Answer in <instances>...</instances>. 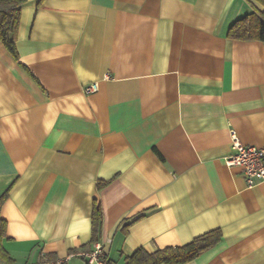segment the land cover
<instances>
[{"label":"crops","instance_id":"1","mask_svg":"<svg viewBox=\"0 0 264 264\" xmlns=\"http://www.w3.org/2000/svg\"><path fill=\"white\" fill-rule=\"evenodd\" d=\"M254 8L264 6L22 4L19 59L0 40V196L8 191L1 216L11 264L92 247L95 203L111 264L214 228L221 240L183 264H264V181L248 187L242 168L225 162L232 129L264 146V41L227 34ZM95 81L99 90L86 93Z\"/></svg>","mask_w":264,"mask_h":264},{"label":"trees","instance_id":"2","mask_svg":"<svg viewBox=\"0 0 264 264\" xmlns=\"http://www.w3.org/2000/svg\"><path fill=\"white\" fill-rule=\"evenodd\" d=\"M27 0H0V40L10 53L19 59L17 48L18 32L22 16V4ZM264 6V0H257ZM233 39L264 41V9L254 8L250 13L234 21L227 32ZM32 75H34L32 73ZM105 182H99L102 186ZM8 191L0 196V261L11 264L13 258L4 245L7 236V220L1 216V208ZM93 239L97 240L102 226V208L95 203L93 217ZM221 228H214L195 236L190 242L177 245L159 247L148 251L144 247L137 248L126 257V264H183L201 255L215 246L222 238Z\"/></svg>","mask_w":264,"mask_h":264},{"label":"built area","instance_id":"3","mask_svg":"<svg viewBox=\"0 0 264 264\" xmlns=\"http://www.w3.org/2000/svg\"><path fill=\"white\" fill-rule=\"evenodd\" d=\"M98 90V81L84 87L86 93ZM231 146V154L225 157L226 164L242 168L248 187L262 183L264 181V146L245 144L235 129L231 130ZM71 256L82 257L85 260L84 264H111L106 245L100 240L94 241L89 249L77 250L67 257L47 259L38 264H69Z\"/></svg>","mask_w":264,"mask_h":264}]
</instances>
